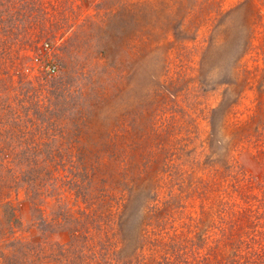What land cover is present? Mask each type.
Masks as SVG:
<instances>
[{"label":"rangeland","instance_id":"1","mask_svg":"<svg viewBox=\"0 0 264 264\" xmlns=\"http://www.w3.org/2000/svg\"><path fill=\"white\" fill-rule=\"evenodd\" d=\"M214 237L264 264V0H0V264L244 262Z\"/></svg>","mask_w":264,"mask_h":264},{"label":"trees","instance_id":"2","mask_svg":"<svg viewBox=\"0 0 264 264\" xmlns=\"http://www.w3.org/2000/svg\"><path fill=\"white\" fill-rule=\"evenodd\" d=\"M24 67H21V69L19 70V72L21 73V74H23L24 75ZM33 177V176H32ZM30 179H32L31 177H30ZM32 182V181H31ZM7 203H9V202H6L3 206H4V209H6L5 211H4V214H3V218H7V222L8 223H12V219L13 218H15L14 217V211H12L11 210V208L9 207L10 205L9 204H7ZM219 216H221V215H219ZM202 222V227L204 228V229H206L207 227H208V225L210 224L209 223V221H205V220H202L201 221ZM205 241H206V239H205ZM233 241H234V239L233 238H228V239H226L225 241H221V239H216V237H214V238H212V240L209 242L208 241V244L209 245H212L213 246V248H210V249H217V250H219L222 254H224L223 253V248H225V247H227L228 245H229V247L231 248V256L232 255H234V256H236V257H239V258H242V261H244V262H236V261H234V259H231V261L233 262V264H251V263H254V261H251L250 260V258H251V252L250 251H248L247 249L241 254V255H239L238 254V251H239V249H240V247L239 248H236V246L235 247H233L235 244L233 243ZM17 250V249H16ZM17 252V251H16ZM206 255V254H205ZM252 255L253 256H255V254H254V252L252 253ZM224 256H225V254H224ZM180 257V256H179ZM229 257V256H228ZM238 261V260H237ZM240 261V260H239ZM163 264H165L164 262H162ZM170 263H171V261H170Z\"/></svg>","mask_w":264,"mask_h":264},{"label":"built area","instance_id":"3","mask_svg":"<svg viewBox=\"0 0 264 264\" xmlns=\"http://www.w3.org/2000/svg\"><path fill=\"white\" fill-rule=\"evenodd\" d=\"M43 49L48 51L49 50V44L43 43ZM34 60L36 63L40 64L42 70L45 69L48 74H54L57 71V65L53 64L52 62L46 61V62L41 63L38 56H36L34 58Z\"/></svg>","mask_w":264,"mask_h":264}]
</instances>
